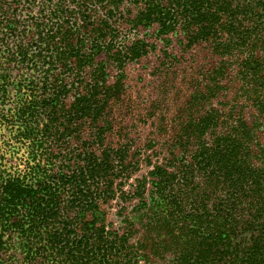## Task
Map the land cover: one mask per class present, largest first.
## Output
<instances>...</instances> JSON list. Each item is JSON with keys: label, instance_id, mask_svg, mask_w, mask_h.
<instances>
[{"label": "trees", "instance_id": "16d2710c", "mask_svg": "<svg viewBox=\"0 0 264 264\" xmlns=\"http://www.w3.org/2000/svg\"><path fill=\"white\" fill-rule=\"evenodd\" d=\"M140 26L218 61L133 177L112 109ZM260 129L264 0H0V264H264Z\"/></svg>", "mask_w": 264, "mask_h": 264}, {"label": "rangeland", "instance_id": "374dc122", "mask_svg": "<svg viewBox=\"0 0 264 264\" xmlns=\"http://www.w3.org/2000/svg\"><path fill=\"white\" fill-rule=\"evenodd\" d=\"M155 30V26H140L128 33L130 38H142L155 47L122 66L123 93L112 109L117 124L115 135L122 133L130 140V149L141 154L140 170L133 177L145 174L153 164L163 160V145L172 134L173 119L196 89L198 81L195 78L218 61L204 45L183 49L178 37L159 38ZM118 69L109 68V81L114 80ZM222 93L225 94L224 89ZM226 99L213 97L210 102L219 107ZM245 111L251 112L249 107ZM246 117L249 121L252 119L247 113ZM257 134L263 136L264 129L258 130ZM146 160L149 164H145ZM116 210L113 206L108 217L117 223Z\"/></svg>", "mask_w": 264, "mask_h": 264}]
</instances>
